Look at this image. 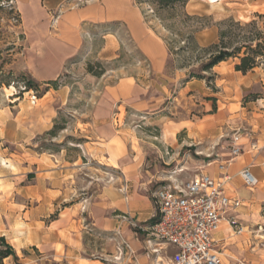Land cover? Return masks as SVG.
Listing matches in <instances>:
<instances>
[{
	"label": "rangeland",
	"instance_id": "374dc122",
	"mask_svg": "<svg viewBox=\"0 0 264 264\" xmlns=\"http://www.w3.org/2000/svg\"><path fill=\"white\" fill-rule=\"evenodd\" d=\"M132 1L142 14V23L163 41L169 53L162 74L155 73L149 58L140 51L137 37L125 24L83 25L82 47L65 57L62 43L66 41L60 35L57 15L61 9L69 8L68 2L59 11H53L42 0H13L22 16L20 30L26 39L12 68L34 79L39 88L21 96L15 87L0 89V108L11 109L14 116L20 115L25 120L24 129L19 134L11 131L8 141L0 145V179H9L5 183L0 181V235L6 234V241L18 255L17 259L4 264H56L50 248L55 239L53 223L57 220L71 223L87 217V208L95 204L101 191L112 183L110 172L103 165L106 162L104 149L97 152V144H92H103L98 140L100 129L94 125L93 111L108 87L132 78L138 85L135 90L138 99L159 103L154 109L143 107L136 115L133 107L127 106V125L132 131L137 130L135 136L139 140L138 143L135 140L136 148L128 147L127 162L133 161L138 170L133 191L141 195H152L175 180L185 183L217 166L214 164L215 144L229 147L234 135V130L228 129L226 124V110L230 114L241 111V105L263 96L261 85L251 93L226 96V93L232 94L226 89L228 84L222 83L225 88L222 95L221 89L216 87V76L210 83L190 78L191 72H198L199 65L182 67L185 56L193 55L191 52L179 54L178 48L190 26H197L186 22L182 17L184 13L205 18L206 28L196 34V39L202 47H209L219 43L220 30L226 28L230 20L243 24L255 21L264 31V0H189L175 12H159L145 0ZM108 35H114L119 43L112 59H106L107 53L103 52ZM172 44L175 45L174 56L168 48ZM237 62L229 60L228 64ZM89 65L101 76L90 74ZM259 69L264 72V65ZM217 71L226 74L227 65L223 64ZM212 73L215 74L214 70ZM54 81L58 82L56 87L48 85ZM189 82L194 83L188 86ZM164 85L166 88L162 90ZM120 110L123 119L125 108ZM155 112H159L158 118L148 123ZM207 112L219 115L211 123V118L205 117ZM179 121H188L190 127L192 122L197 123L202 136L183 147L186 134L181 132L177 137L179 147L177 143L169 147V142L160 145L162 138L175 137L173 128ZM211 127L224 129L218 137L208 136L206 130ZM240 128L246 135L248 129ZM10 129L16 130V127ZM254 142L251 138L249 144ZM113 146L124 145L114 142ZM4 161L8 162L7 167ZM19 175H23L21 181H18ZM17 190L22 193L18 195ZM248 199L245 200L252 199L245 208H250L245 213L248 232L232 237L231 241L232 248L238 245L240 251L248 250V257L233 260L231 264H248L251 258L254 264H264V184H259ZM81 222L86 224L88 220L84 218ZM89 234L85 235L87 257L104 264H124L123 255L119 259L108 257L113 256L108 235L94 239L95 232ZM30 243H36L38 249ZM161 255L160 263L174 264L170 261L173 259L171 251Z\"/></svg>",
	"mask_w": 264,
	"mask_h": 264
},
{
	"label": "crops",
	"instance_id": "0c3cea01",
	"mask_svg": "<svg viewBox=\"0 0 264 264\" xmlns=\"http://www.w3.org/2000/svg\"><path fill=\"white\" fill-rule=\"evenodd\" d=\"M42 1L48 9L53 11H59V9L68 2L69 8L66 10L61 9L60 14L57 15L60 35L65 38L66 41L62 43V51L66 54L64 55L65 57H68L71 53H75L82 47L83 25L121 23L127 25L134 36L137 37L136 42L139 49L149 58L155 73L162 74L165 71L166 61L169 57L166 46L161 39L142 23V14L132 0ZM105 39L107 41V45L103 50V52L107 53L105 58L112 59L119 49V43L114 35H108ZM223 64L227 65L228 72L226 74L217 71ZM214 73L217 78L216 87L221 89L222 95H225V88L222 85L223 82L228 84L226 89L232 93H226V96L238 92L242 95L251 93L257 85H261L263 89V96H260L256 101L241 105V111H235V113L230 114L229 111L226 110L225 116L228 129L231 128L235 131L239 129L240 126H244L249 131H246V135H244L241 140L243 144V154L233 162L228 163V147H221L218 143L215 144L214 153L217 159L214 161V164H217V166L212 167L207 173L214 178H220L222 174H228L233 178L232 182L227 186L228 194L233 197L237 196L240 199L241 195L244 200L243 207L235 212H230L228 217H236L238 223L245 227L244 233H247L248 226L245 224V217H247V215L245 213L249 211L250 208L246 210L245 208L252 199H250V201H246L245 199L250 198L251 193H254L257 187L247 188L239 176V172L244 168H251L252 173L259 179L260 184H264V171L262 170V164L264 163V109L261 110L260 108H264V72L261 73L260 69L256 68L247 74H243L235 70V63L228 64L227 61L215 67ZM198 82L202 83V81ZM193 83L194 82H189L188 86ZM137 87L138 85L135 79L127 78L125 80H120L115 85L106 89L99 100L98 106L93 111L94 125L100 129L98 131V140L102 141L103 144L100 142H92V144H97L95 146V150H98L97 152L104 149L106 162L103 165L109 170L110 173L108 174L112 179V183L101 191L100 199L87 208V217H84L88 220L86 224H82L81 222L84 218H78L71 223L67 221L63 222L62 220H57L53 223V225H55V230L53 231L55 239L51 242L50 248L52 251L51 258L56 264L58 262H64L65 264H104L86 255L88 244L85 235H91L89 234L90 232H95L94 239L108 235V239L111 245H113V256L109 255L108 257L119 259L121 255L120 250H123L122 255L124 264H162L160 263L163 260L161 254L164 252L167 253L168 251L173 253V259H170V261H174L176 254L174 247L157 243L148 244L145 233L137 232L130 226L128 221L132 219L140 224H148L157 214L155 197L157 190L152 193V195H141L133 191L135 188L134 175L137 168L133 161L127 162V155L129 153L128 147L130 150L136 148L135 140L137 143L139 142L135 136L137 130L135 129V131H132L127 125V120L129 119L127 106L133 107L136 115L143 107L154 109L155 107L157 108L159 104L152 102L153 100L151 99L146 101L138 99L135 95ZM165 88L166 85L161 87L162 90ZM162 95L164 99L163 92ZM235 105L236 104H232V106ZM121 108H125L123 119H121ZM12 113L13 111L11 109L8 111L6 108H0V145L8 141L11 131L12 133L15 132L19 134L20 130L25 127V120H23L22 116L18 115L16 117ZM158 113L159 112L152 113L151 120L149 119L148 123H151L152 120H156L154 118H158ZM218 115L219 113L211 114L207 112L205 117L211 118L212 123L215 121L214 117ZM11 116H13V118H11ZM188 124V121H179L175 123V128H173L175 130V137L162 138L160 145L169 142V147H174L175 143H177L179 147L180 143L177 141V137L181 132L186 134V139H183V147L187 145V143L192 142L193 139H196L200 135L202 136L197 123L192 122V127ZM11 126L16 127V130H11ZM223 129L224 127L220 129L218 127H211L209 130H206V135L217 136L218 133H222ZM251 138L257 143L258 150L254 151L251 149V145L249 144ZM18 142H20V140ZM114 142H121L124 146L118 148V146H113ZM216 147H218V149H216ZM138 148H140V145H138ZM221 164L225 166V169L222 171L219 170ZM7 165L8 162L5 161L4 166L7 167ZM7 178L8 177H2L0 181L5 183L9 180ZM20 178H23V175L18 176V181H21ZM21 193L22 190H17L18 195ZM0 197H2L1 193ZM3 197L5 196L3 195ZM19 206L24 207L23 205ZM23 216L25 217L24 214ZM1 219L3 221L2 216ZM87 229H89V231ZM244 233L242 235H237L235 233V228L230 226L227 220L223 221L219 232L215 235V241L221 251L224 264H231L233 260H241V258L248 257V250L242 249L240 251L238 245L234 248L231 247L234 245L231 243L232 237L236 235L237 237L243 236ZM2 236L7 238L6 234L0 235V237ZM11 237L13 238V235H11ZM123 241L131 246L133 254H130L122 247ZM29 245L35 249L39 247L36 243H30ZM230 247L233 250H230ZM21 248L24 249V246ZM153 250L157 251L153 252ZM12 259L14 258H8L4 260V262L11 261ZM248 264H254V259L251 258Z\"/></svg>",
	"mask_w": 264,
	"mask_h": 264
},
{
	"label": "built area",
	"instance_id": "2783aa9c",
	"mask_svg": "<svg viewBox=\"0 0 264 264\" xmlns=\"http://www.w3.org/2000/svg\"><path fill=\"white\" fill-rule=\"evenodd\" d=\"M243 133L241 128L234 131L228 147V163L243 154ZM251 149L258 150L257 143H251ZM224 169L225 166L221 164L219 170ZM239 176L247 188H256L260 184L251 168H244ZM232 180L228 174L214 178L200 173L185 183L175 180L169 185H163L155 193V218L148 224L129 219L130 226L137 232L145 233L148 244L174 247V264H224L215 241L223 221L227 220L237 235L245 232V227L238 223L236 217H228L230 212L243 207V200L228 194L227 186ZM122 247L133 254L127 242L123 241ZM120 251L122 255L123 250Z\"/></svg>",
	"mask_w": 264,
	"mask_h": 264
},
{
	"label": "trees",
	"instance_id": "16d2710c",
	"mask_svg": "<svg viewBox=\"0 0 264 264\" xmlns=\"http://www.w3.org/2000/svg\"><path fill=\"white\" fill-rule=\"evenodd\" d=\"M156 6L159 12H175L178 6H185L189 0H145ZM186 22H194L197 26L191 28L185 34V40L178 48L179 54L191 52L192 57H186L183 61L186 67L199 65L198 72L193 71L190 78L205 80L208 83L216 76L213 70L219 64L229 60L238 61L235 63V70L247 74L256 68L264 65V31L260 30L255 21L248 24L230 20L226 28L220 30L219 43L209 47H202L196 34L206 27L205 18L190 16L187 13L182 15ZM22 16L13 4V0H0V89L15 87L19 95L29 91H37L39 84L23 73H17L12 68L16 57L23 51L25 34L20 30ZM245 32V33H243ZM243 33V34H242ZM239 43V44H238ZM174 44L169 45V52L175 55ZM147 61L146 58H144ZM88 72L94 76H101L88 66ZM209 75V76H208ZM57 81L49 82L48 85L57 86ZM19 96V97H20ZM260 96L251 101H256ZM250 101V102H251ZM54 133V132H52ZM32 177V176H31ZM8 258L17 259L15 249L6 241L5 237L0 238V264Z\"/></svg>",
	"mask_w": 264,
	"mask_h": 264
},
{
	"label": "bare ground",
	"instance_id": "6f19581e",
	"mask_svg": "<svg viewBox=\"0 0 264 264\" xmlns=\"http://www.w3.org/2000/svg\"><path fill=\"white\" fill-rule=\"evenodd\" d=\"M211 1H216V0H211ZM5 162V161H4Z\"/></svg>",
	"mask_w": 264,
	"mask_h": 264
}]
</instances>
